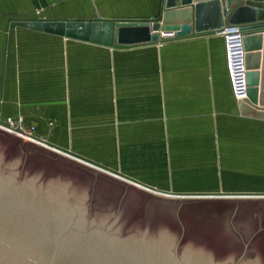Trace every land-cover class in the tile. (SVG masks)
<instances>
[{
    "label": "water",
    "instance_id": "water-1",
    "mask_svg": "<svg viewBox=\"0 0 264 264\" xmlns=\"http://www.w3.org/2000/svg\"><path fill=\"white\" fill-rule=\"evenodd\" d=\"M238 2L163 0L151 21L9 27L121 49L155 42L158 32L238 25L247 95L238 110L264 119V62L253 53L264 50V0ZM0 264H264V201L160 198L0 130Z\"/></svg>",
    "mask_w": 264,
    "mask_h": 264
},
{
    "label": "rangeland",
    "instance_id": "rangeland-1",
    "mask_svg": "<svg viewBox=\"0 0 264 264\" xmlns=\"http://www.w3.org/2000/svg\"><path fill=\"white\" fill-rule=\"evenodd\" d=\"M183 38L121 52L90 50L89 68L75 62L68 86L64 64L71 59L63 48L57 77L44 78L47 64H35L42 71L30 97L32 109L51 108L64 126L52 133V116L42 115L47 125L35 129L30 115L26 127L15 121L21 132L11 130L9 120L0 130L160 198L264 201V119L238 113L247 95L232 86L223 38L228 83L218 81L215 93L209 89L214 60L208 45ZM253 53L264 62V50ZM259 95L263 101L264 92Z\"/></svg>",
    "mask_w": 264,
    "mask_h": 264
},
{
    "label": "crops",
    "instance_id": "crops-1",
    "mask_svg": "<svg viewBox=\"0 0 264 264\" xmlns=\"http://www.w3.org/2000/svg\"><path fill=\"white\" fill-rule=\"evenodd\" d=\"M162 5L163 0H0V123L20 119L21 125L26 127L30 123L31 115L35 118L33 119L35 129H39L47 125L42 119L48 115L52 116V119H49L52 121L49 124L52 133L55 132L53 127L64 126L56 115H50L51 108L42 112L32 109L31 104L34 100L30 97L37 94L38 87L34 79L38 72L44 70L43 72L46 73L44 78L51 75L57 77L58 57L62 55L63 48H69L70 56L66 58L71 59V61L66 60L64 64V80L68 86L75 62L82 63L83 67L86 64V69L89 68L90 50L121 52L147 45L121 49L106 47L20 26L10 28L11 21L23 19L87 21L94 18L112 21H151L159 16ZM174 42L176 41H171L164 46ZM181 42L208 45L205 51L214 60V67L209 75L210 93L218 90V81L228 83L223 41L219 35H192L181 39ZM204 54L206 53L203 51L201 56ZM37 63L47 64V66L41 70L35 66ZM32 135L41 142L58 147L47 135L36 132Z\"/></svg>",
    "mask_w": 264,
    "mask_h": 264
},
{
    "label": "built area",
    "instance_id": "built-area-1",
    "mask_svg": "<svg viewBox=\"0 0 264 264\" xmlns=\"http://www.w3.org/2000/svg\"><path fill=\"white\" fill-rule=\"evenodd\" d=\"M159 38L161 39H175L176 33L174 31L171 32H158ZM224 40V47H225V55H226V64H227V70L229 73V77L232 83V86L234 87L235 92L240 96H245V93L242 91L236 90V81H239V85L242 87L245 86V65H244V47H243V37H244V31H242L241 27L238 25H226L224 28H222L218 33H216ZM238 60V61H237ZM235 61L241 63V66L238 69V74L234 72V64ZM238 75L239 77L237 78ZM236 83V84H235ZM241 92V93H240ZM9 128L11 130H16L20 128V123L15 121L9 120ZM21 129V128H20Z\"/></svg>",
    "mask_w": 264,
    "mask_h": 264
},
{
    "label": "bare ground",
    "instance_id": "bare-ground-1",
    "mask_svg": "<svg viewBox=\"0 0 264 264\" xmlns=\"http://www.w3.org/2000/svg\"><path fill=\"white\" fill-rule=\"evenodd\" d=\"M244 58H245V55H244ZM243 60H245V59H243ZM238 61V60H237ZM237 61H235V64H234V72H238V69H239V67L241 66V63H239V62H237ZM239 77V76H238ZM245 85H246V82H245ZM243 93H245L246 94V88H245V86H244V91H243ZM20 134V133H19Z\"/></svg>",
    "mask_w": 264,
    "mask_h": 264
}]
</instances>
